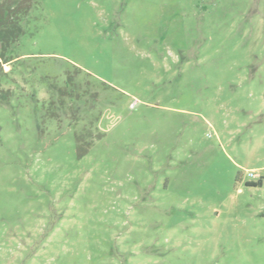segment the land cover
<instances>
[{
	"label": "rangeland",
	"instance_id": "rangeland-1",
	"mask_svg": "<svg viewBox=\"0 0 264 264\" xmlns=\"http://www.w3.org/2000/svg\"><path fill=\"white\" fill-rule=\"evenodd\" d=\"M31 4L0 264H264V0Z\"/></svg>",
	"mask_w": 264,
	"mask_h": 264
},
{
	"label": "trees",
	"instance_id": "trees-1",
	"mask_svg": "<svg viewBox=\"0 0 264 264\" xmlns=\"http://www.w3.org/2000/svg\"><path fill=\"white\" fill-rule=\"evenodd\" d=\"M31 6V0H0V79L4 75L2 65L14 60L7 56V51L23 34L21 22ZM9 94V90L0 91V99L7 100ZM257 185H261V181Z\"/></svg>",
	"mask_w": 264,
	"mask_h": 264
},
{
	"label": "built area",
	"instance_id": "built-area-1",
	"mask_svg": "<svg viewBox=\"0 0 264 264\" xmlns=\"http://www.w3.org/2000/svg\"><path fill=\"white\" fill-rule=\"evenodd\" d=\"M248 176L251 177V178L255 177V175L252 174V173H250Z\"/></svg>",
	"mask_w": 264,
	"mask_h": 264
}]
</instances>
